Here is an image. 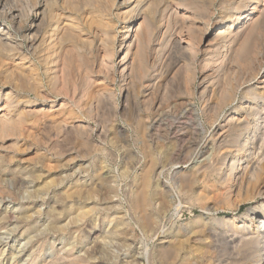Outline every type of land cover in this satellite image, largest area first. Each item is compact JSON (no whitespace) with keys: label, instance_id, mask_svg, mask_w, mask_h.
Masks as SVG:
<instances>
[{"label":"bare ground","instance_id":"obj_1","mask_svg":"<svg viewBox=\"0 0 264 264\" xmlns=\"http://www.w3.org/2000/svg\"><path fill=\"white\" fill-rule=\"evenodd\" d=\"M1 21L10 28L0 24V205L23 207L16 193L25 190L28 208L20 216L15 211L0 215V231L9 236L18 227L33 228L25 253L23 248L13 252L0 237V264L101 263V244L126 225L124 214L111 217L107 235H100L101 211L114 206V191L103 187L104 167L100 164L90 183H73L72 175L58 181L50 176L56 169H74L78 162L74 174L89 176L84 163L94 164L93 152L111 136L123 138L125 127L116 125L112 131L111 126L126 115L144 143L145 156L131 182L130 209L150 235L159 230L165 204L149 192L158 162L147 140L160 138L152 131L163 121L191 123V131L182 125L170 128L177 146L159 145L168 161L197 153L203 156L198 173L219 167L231 190L247 188L249 196H264V0H0ZM29 141L42 144L33 152L38 165L14 172L10 167L17 155L31 152ZM54 185L64 190L46 213L29 209L39 197L41 206L48 205L39 193ZM155 199L163 204L157 210L152 208ZM88 202L94 207L87 208ZM103 204L113 206L101 208ZM66 207L71 215L63 225ZM49 214L44 229L37 230L36 219ZM227 221L234 226L231 250L206 264H264V204L247 220ZM13 222L15 228L8 229ZM86 227L89 235L93 231V244L81 255L74 244L82 241ZM50 234L76 235L75 243L41 259ZM175 240L123 263L195 264L182 257L183 245ZM6 248L9 256L1 260ZM19 254L23 259L14 261Z\"/></svg>","mask_w":264,"mask_h":264},{"label":"rangeland","instance_id":"obj_2","mask_svg":"<svg viewBox=\"0 0 264 264\" xmlns=\"http://www.w3.org/2000/svg\"><path fill=\"white\" fill-rule=\"evenodd\" d=\"M214 10H216V8ZM2 23L3 22L1 21L0 24H2ZM6 25H7V27L10 28V26L8 24L3 23V26H6ZM196 104H198V103L196 102ZM126 116H127V119H123V120L119 119L116 123L114 122L115 125L114 124L112 125L111 123L108 125L109 130L111 127H113L111 129L112 131L115 130L114 126H116V125H120L121 127H125L123 129H125V133L126 132L127 133L126 134L124 133L123 138H121V137L118 138V136L116 137V135L111 136V137H113L111 141H107V144L103 148H99L98 150L93 152V154L96 155L95 156V162H94V164L95 163L96 164L94 165L93 161H89V162L84 163V165L87 164L84 167H88L87 169L90 171L89 176H85L84 174H79V173L74 174V170L77 169V166L79 164H82V162H78V165L77 164L73 165V166H75L74 169H71L69 167L66 169H63V170L62 169H56V170L51 172V176H50V178H55L58 181L59 176L63 175L62 177H65V175L66 176L72 175L71 180L73 183L77 179H80V181L82 183H90L92 178H94L95 173H97L98 167L100 166V164L104 167V171H106L107 178L105 181H103V187L104 188L106 187L108 189V186H109V189L112 188L111 190L114 191L110 195V198H112L111 200L113 201L114 206H113V204H111V205H107V204L104 205L103 204L104 206L99 205L101 208L113 206V208L111 210H103V212L101 211V214L99 217L101 220L99 219L97 221V223L100 222L99 223V224H101L100 227H102L101 228L102 230L100 229V231H101L100 235L101 236L107 235L108 230L111 228V225H108L107 220L111 219V217H115V216L117 217V215L121 216L122 214H124L123 215L124 216V224H126V225H123V227H121V231L119 234H113L112 236H108L107 239L105 241H103L105 243H103L104 246L101 244V246H102L101 254L103 256L101 254L99 255L100 256V262H101L100 264H124L123 263L124 261L125 262H127V261L131 262L133 259L132 257H136V256H138V258L141 257L140 254H142L145 249L151 250L154 248H158L157 246H159L161 242H166V240L167 241L168 240L173 241L175 239L178 240L181 245H183L182 246L183 252L181 253V255H182V257H185L189 262H192L195 264L210 263V260L212 263L215 262L217 260V258L220 257V255L221 256L225 255L228 251L231 250L230 249L232 246V242H231L232 237L231 236L234 235L233 234L234 233V230H233L234 226L231 223H229L227 220L230 218H234L236 224L240 223L243 220H247L251 216L253 209L260 207L261 204H264V196L263 197L257 196V195L249 196L247 193L248 192L247 188H242L241 190L240 189L234 190V188H235L234 187L231 190V186H232L231 182L229 180H226L225 178H223V174L221 173V170L219 167H214L212 170L211 169L205 170L203 174H202L203 171H199V173H198V169H197L198 164L200 163V161H202L203 156L199 155L197 153L190 155V156H181L180 159H178L176 161H171V160L168 161V159H166L159 152L162 151V149H164V148L167 149L168 147L173 146V144H174L173 143L174 141H172V136H173L172 132L173 131H171L170 128H172V127L173 128H175V127L180 128L182 124H180L179 122H175V121H173V122L172 121H163L162 124L160 125L161 128L158 127L157 129H155V131H152V133H156V135H158L160 138L158 139L157 137H154L153 135H151L152 134L151 133L150 134L151 136H149L148 140H147V142L150 143V145L152 147V150H153L152 152H155V153H153V155L158 162V167H157L156 171L153 173L154 176L152 175L153 181H152V186L149 188V192H150L151 196L154 195L152 193L157 194V196L159 195V197H157L158 200L161 203L165 204V205L161 204L157 199H155L156 201L155 200L152 201V208L154 210L158 209V205H160V206L163 205L164 209H165L164 210L165 213L163 214L162 218L159 217V230H158V232L156 234H154L153 236L150 235L144 229H142L141 226H139L137 224V222L139 223V221L137 219L138 217H136L137 214L135 213V211H133V210L131 211V209H130L131 208L130 204H131L132 199L134 198L133 194L135 192V189H133V187H134L133 185H134V182H136V178L139 176L140 171H141V168H139V159H141L145 156L143 155V150H144L143 144L144 143L140 139H138V137L136 136V134L134 132L135 130H134V128H132V127H134L133 122H132V120L130 121V119H129L130 116L129 115H126ZM121 121L124 123V125ZM149 122H150V120L148 119V121H146V125ZM168 122H170L172 124H169ZM110 125H112V126L110 127ZM183 126L184 125H182V127ZM186 126H187V130L190 129V131H191V128H189L191 126V123H189V125H185L184 127H186ZM207 127H208L207 125L204 126L205 130ZM162 137H163V139H162ZM136 138L138 140H136ZM140 143H142V144H140ZM26 145L32 146L31 152L30 153L22 152L19 154L20 156L17 155V157L14 160V164L10 167V169H13L14 172L16 170H18V168H20V167L21 168L27 167L29 169H33L34 166L38 165L37 161L32 160V159H35V156H34L35 148H40V146H42V144H36L35 145V143H33L32 141H29L26 143ZM159 145L162 147L161 150H160L161 147H159ZM174 145L177 146V144H174ZM141 149H143V150H141ZM95 152H96V154H95ZM145 152H146V149H145ZM147 152H149V154H151V149H149V151L147 149ZM131 154L134 156H132ZM146 154H148V153H146ZM129 156H131V158ZM157 156H159V157H157ZM129 158L131 159V161ZM16 159H17V161H16ZM22 159H24V161ZM25 159H27V160H25ZM165 161H166V163H165ZM162 164H164V166H166V167H164L162 173L160 174V171L162 170L161 167H163ZM125 165H127V166H125ZM124 166H125V168H124ZM178 171H180V172L178 173ZM196 171H197V173H196ZM181 172L183 174H180ZM220 174H221V176H220ZM108 179H110V181ZM223 180L226 182H224ZM131 182L133 183V185ZM232 184H233V182H232ZM162 186H163V188H162ZM52 188L53 189H50L49 191L48 190H44V191L42 190L39 193V195H42V197L44 196L43 198L45 199V201H47V203H49L48 205L41 206V200L39 197L38 199L35 200L33 206H31V205L29 206V209L34 208V210H36V209L38 210V208H40V210L42 212L44 211L46 213L47 207L52 206V203H53L52 201L59 199L61 192L64 190L63 186L62 187L57 186V188L55 186ZM31 190L32 191L34 190V184L30 185L29 191H31ZM161 190H163V191H161ZM24 191L25 190H22L21 192L16 193V197L19 196L18 199L21 202V204H23L24 206L21 207L17 204H10L8 207L5 205L4 206L0 205V215L1 216L3 213H12L13 211H15V212H13L12 214L15 216H18V215L20 216L21 213L26 212L25 210H27V208H28V206L26 204L27 203V199H26L27 194L23 193ZM124 191H125V193H124ZM58 193H59V195H57ZM22 195H23V197H22ZM53 195L56 196V198ZM130 195H132V197ZM21 197L25 198V199H22ZM100 197L101 196H99L98 198H100ZM130 197H131V199H130ZM102 198H104V197H102ZM160 198L163 200L161 201ZM95 201H97V199H95ZM99 206H97V208ZM88 207L89 208L94 207V204H91L90 202H88L87 208ZM67 210H68V207H66L62 211V214H65V215L61 218L62 220L60 219L61 224L65 223V222H67V224H68V222L70 221L69 220L70 216L68 215V214H70V211H67ZM49 215L48 216L44 215L40 219H36L37 225H34V227L37 230L44 229V227L42 225L44 223H47V221L50 219L49 217H51V214H49ZM130 216H132V217H130ZM67 219H68V221H67ZM11 224H10L8 229H12V228L14 229L15 228L14 227L15 223L13 222ZM108 226H110V227H108ZM31 228H33V226L28 227L27 228L28 231H27V229L24 230V228L20 229L18 227V228H16V235L11 234L9 236L7 235L8 233L6 231L2 230V231H0V233H1L0 237L2 239L1 238L0 239L5 241L7 244H10V246H13L11 248V250L13 252H16V250L18 252L19 249L23 248L24 253H25V251H27V249L30 248L29 244L24 245V243L27 240L26 239L27 235L32 234L30 231ZM88 229L90 230L89 227H86L85 229H83L85 231H83L84 233L82 232L83 237H80L81 238L80 240H82L80 242V243H82L81 245H80V243H77V240L75 243L76 235H74V236L73 235L72 236H69V235L65 236L64 235V237L63 236L58 237L56 235H51V234L48 235L46 237V241H45L46 242L45 244L47 247H46L45 252H44L43 256L41 257V259L50 258L52 255L55 254L57 249L59 250L60 247H62L63 245L68 244L69 242L72 243L73 241L75 243L74 244L75 249L78 250V252L82 251V252H80L81 255L85 254V252H84L85 249H87L89 247V245L91 246V244H93L92 240H91V237L93 236V231L89 235ZM22 230H23V232H22ZM21 232L23 234H25L23 237H19L21 235ZM31 236H33V235H31ZM84 236H86V237L84 238ZM151 236L154 238H152ZM69 237H70V239H69ZM114 237H115V239H114ZM61 239H62V241H61ZM72 239H74V240H72ZM53 241L55 243L53 246L54 248L51 246ZM99 241H100V239H99ZM126 244L127 245L129 244V246H126ZM123 245H125V246H123ZM67 246H69V245H67ZM83 247H85L84 250L82 249ZM7 248H8V246H7ZM7 248H6V251L4 252V255L1 256V260L8 258V256H9L8 253L10 251ZM69 248H70V246H69ZM225 249H226V251H225ZM138 251H139V253H138ZM218 252L220 253L219 255H217ZM211 257H213V258H211ZM21 259H23V258H21V254H19L16 256L14 261H16V260L20 261ZM207 260H209V261L207 262Z\"/></svg>","mask_w":264,"mask_h":264}]
</instances>
